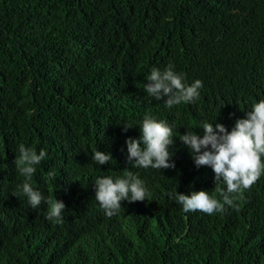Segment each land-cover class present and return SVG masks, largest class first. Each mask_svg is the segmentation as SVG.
<instances>
[{
	"label": "trees",
	"instance_id": "trees-1",
	"mask_svg": "<svg viewBox=\"0 0 264 264\" xmlns=\"http://www.w3.org/2000/svg\"><path fill=\"white\" fill-rule=\"evenodd\" d=\"M169 64L203 82L196 103L168 109L144 91ZM262 99L264 0H0V264H264V175L222 214L185 213L173 198L222 200L178 136L202 135V121L231 131ZM146 114L177 136L175 168L127 159ZM20 144L47 151L31 182L65 203L62 223L12 194ZM97 149L113 159L96 164ZM125 169L151 195L106 218L94 182ZM120 225L121 239L103 228Z\"/></svg>",
	"mask_w": 264,
	"mask_h": 264
},
{
	"label": "clouds",
	"instance_id": "clouds-1",
	"mask_svg": "<svg viewBox=\"0 0 264 264\" xmlns=\"http://www.w3.org/2000/svg\"><path fill=\"white\" fill-rule=\"evenodd\" d=\"M146 80L144 91L155 100H162L168 109L196 103L200 97L199 90L203 87L199 79L191 84L186 83L184 74L176 72L172 64L163 71L153 68ZM139 126L140 137H128L126 140L127 159L132 162V167L156 170L175 168L171 146L177 136H174L172 128L149 114L143 117ZM131 127L133 125L125 123L123 130L126 132ZM199 128L203 130L202 135L188 130L178 137L189 148L195 166L207 172L210 185H216L215 189L222 200L214 198L206 190H194L190 195L177 192L173 198L185 213L201 211L208 215L222 214L226 206L236 207V194L250 189L264 175V99L255 102L245 118L237 119L231 131L223 123L214 125L207 121H202ZM46 156L45 149L37 153L24 144L18 146L14 164L23 181L12 194L19 199L26 198L32 209L47 204L46 218L53 223H62L65 203L57 198L45 199L31 182L37 166ZM112 159L109 152L93 150L92 161L98 165L108 164ZM94 184L95 200L105 213L99 212L106 218L121 215L127 209L123 201L142 202L151 195L139 175L127 169L120 177H97ZM103 228L115 238L123 237L121 225L113 230Z\"/></svg>",
	"mask_w": 264,
	"mask_h": 264
}]
</instances>
